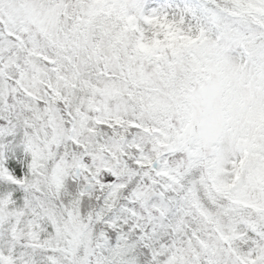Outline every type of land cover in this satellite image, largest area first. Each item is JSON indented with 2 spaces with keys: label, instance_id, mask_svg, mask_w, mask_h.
Segmentation results:
<instances>
[{
  "label": "snow or ice",
  "instance_id": "6c2138e0",
  "mask_svg": "<svg viewBox=\"0 0 264 264\" xmlns=\"http://www.w3.org/2000/svg\"><path fill=\"white\" fill-rule=\"evenodd\" d=\"M0 264H264V0H0Z\"/></svg>",
  "mask_w": 264,
  "mask_h": 264
}]
</instances>
